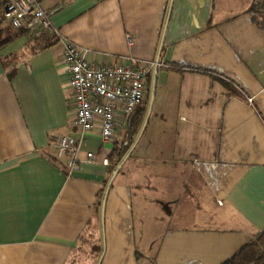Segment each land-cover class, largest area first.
I'll return each instance as SVG.
<instances>
[{"label": "crops", "instance_id": "crops-1", "mask_svg": "<svg viewBox=\"0 0 264 264\" xmlns=\"http://www.w3.org/2000/svg\"><path fill=\"white\" fill-rule=\"evenodd\" d=\"M250 1L38 0L59 35L1 22L0 264H223L264 231V24ZM66 41L93 63L159 55L139 137L145 101L117 144L98 124L84 134L73 170L55 147L80 136ZM118 153L128 154L105 194Z\"/></svg>", "mask_w": 264, "mask_h": 264}, {"label": "built area", "instance_id": "built-area-1", "mask_svg": "<svg viewBox=\"0 0 264 264\" xmlns=\"http://www.w3.org/2000/svg\"><path fill=\"white\" fill-rule=\"evenodd\" d=\"M2 17L15 29H24L30 36L43 32L59 35L49 14L38 0H5ZM129 46L134 44L131 33H125ZM68 73V96L74 112L73 124L80 130L79 137L60 135L55 140L58 157L67 155V167L79 169L77 152L82 137L97 124L102 142H114L119 130L131 118L144 100L147 91L144 79L159 62L140 61L131 63H93L85 58V49L72 41H66L61 51ZM251 101V98H247ZM89 161L95 159L91 151L86 152ZM108 165V159H102Z\"/></svg>", "mask_w": 264, "mask_h": 264}, {"label": "trees", "instance_id": "trees-1", "mask_svg": "<svg viewBox=\"0 0 264 264\" xmlns=\"http://www.w3.org/2000/svg\"><path fill=\"white\" fill-rule=\"evenodd\" d=\"M2 8L0 10V24L2 21H4L2 17ZM248 9L253 13V18L258 24H264V0H251ZM19 30H21L20 32H25L24 29ZM2 31L3 29L0 25V34ZM19 33H16L13 36L18 35ZM13 36H11V38ZM6 41V39L2 40L0 38V46H2ZM139 122L140 121L134 120V118L132 119L129 127V134L135 131ZM129 138H131V136H129ZM114 143L117 144L118 141L116 140ZM122 158L123 156L118 153V157L115 159V167ZM223 264H264V231L259 232L254 239L243 245Z\"/></svg>", "mask_w": 264, "mask_h": 264}, {"label": "rangeland", "instance_id": "rangeland-1", "mask_svg": "<svg viewBox=\"0 0 264 264\" xmlns=\"http://www.w3.org/2000/svg\"><path fill=\"white\" fill-rule=\"evenodd\" d=\"M145 81V84H146V88H147V91L145 93V96H144V101H145V106H144V110H143V117H144V120H143V123L147 117V119L149 118L150 119V114H151V108H152V104H153V100H154V97H155V93H156V88H155V91H154V97H153V100L151 102V93H152V87H153V71H151L149 73V75L144 79ZM151 102V103H150ZM137 138V137H136ZM135 141V140H134ZM134 143V142H133ZM133 145V144H132ZM149 181V185H153V182L150 178L147 179ZM179 186L178 183H175L174 184V189H176L175 191H178L177 190V187ZM183 189L181 190L182 194L184 195L185 193V198L187 197V195H190L191 194V191H192V188L189 186L188 183H185L182 185ZM179 192V191H178ZM184 198V197H182ZM183 201H185L184 199H181ZM180 200V201H181ZM167 207L166 205H164V208ZM185 207V205H184ZM164 218H162V223L168 225L169 223L170 224H177V225H180V224H184L185 222L184 221V218L185 217H180L178 219L176 218H170V217H167V216H163ZM165 219V220H164ZM197 220V219H195ZM178 221V222H177ZM162 225V224H161ZM156 250L155 248H144L143 249V252H144V255L147 257V258H152L155 253H156Z\"/></svg>", "mask_w": 264, "mask_h": 264}, {"label": "water", "instance_id": "water-1", "mask_svg": "<svg viewBox=\"0 0 264 264\" xmlns=\"http://www.w3.org/2000/svg\"><path fill=\"white\" fill-rule=\"evenodd\" d=\"M158 56H159V55L157 54V57H156L157 60H158ZM155 73H156V68L154 69V72H153V87H152V93H151V102H152V100H153V97H154V91H155V77H156V74H155ZM151 102H150V103H151ZM146 121H147V117H146L144 123L142 124V127H141V129H140V131H139L138 137H139V135L141 134V132H142L144 126H145ZM137 139H138V138H136V140L134 141L133 146L135 145ZM133 146H132V147H133ZM127 154H128V153H127ZM127 154L121 159V161L116 165L115 169L113 170L112 175H111V177H110V179H109V181H108V183H107V185H106L105 194H106V192H107V190H108V188H109V186H110V184H111V181H112L113 177L115 176V174L117 173V171H118L119 168L121 167V165H122L123 161L125 160ZM104 197H105V195H104Z\"/></svg>", "mask_w": 264, "mask_h": 264}]
</instances>
